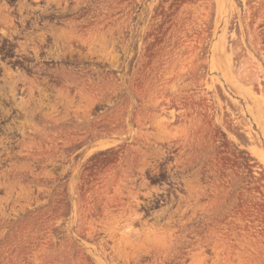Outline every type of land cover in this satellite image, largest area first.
<instances>
[{
    "label": "rangeland",
    "instance_id": "rangeland-1",
    "mask_svg": "<svg viewBox=\"0 0 264 264\" xmlns=\"http://www.w3.org/2000/svg\"><path fill=\"white\" fill-rule=\"evenodd\" d=\"M0 264H264V0H0Z\"/></svg>",
    "mask_w": 264,
    "mask_h": 264
}]
</instances>
